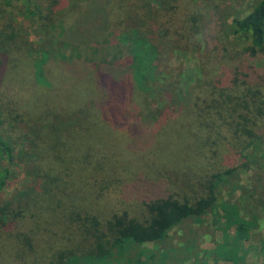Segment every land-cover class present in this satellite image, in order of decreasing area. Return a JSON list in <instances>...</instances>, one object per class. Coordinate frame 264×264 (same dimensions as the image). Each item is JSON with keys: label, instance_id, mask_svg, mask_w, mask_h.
Segmentation results:
<instances>
[{"label": "trees", "instance_id": "16d2710c", "mask_svg": "<svg viewBox=\"0 0 264 264\" xmlns=\"http://www.w3.org/2000/svg\"><path fill=\"white\" fill-rule=\"evenodd\" d=\"M190 1L47 0L42 13L23 5L59 43L127 45L125 57L111 63L64 58L16 29L0 31L14 40L11 55L0 49V126L9 130L15 121L16 129L30 114L53 118L28 139L40 148L36 160L47 166L20 197L0 206V264H185L161 243L185 218L208 215L234 227V235H224L216 248L237 258L236 242L248 236V223L256 219L248 221L242 207L232 204L229 213H220V189L228 182L224 176L241 167L232 163L233 154L255 148L264 161V80L223 55L219 62L228 63L226 71L196 79L186 103H163L179 83L176 67L165 60L163 39L183 40L201 24ZM227 32L248 42L242 56L264 54V0L235 17ZM62 112L70 119L66 123L58 117ZM170 135L178 152L163 155L173 149L164 140ZM6 143L0 139V162L11 156ZM165 162L170 167H160ZM168 168L172 174L164 177ZM8 174L0 165V188ZM181 180L186 187L193 180L198 192L172 191ZM133 182L150 190L136 192ZM117 192L121 199L112 197ZM247 195L261 214L264 190Z\"/></svg>", "mask_w": 264, "mask_h": 264}, {"label": "rangeland", "instance_id": "374dc122", "mask_svg": "<svg viewBox=\"0 0 264 264\" xmlns=\"http://www.w3.org/2000/svg\"><path fill=\"white\" fill-rule=\"evenodd\" d=\"M157 2V0H153ZM257 0H191V11L197 12L201 17V24L195 25L194 29L189 30L187 38L183 40H167L163 39L167 55L165 60L174 64L176 76L179 78V83L175 85L176 92L171 98H164L163 103L170 102L172 104L186 103V98L190 93V85L196 80L198 82L204 79L207 72L226 71V65L221 64L219 60L224 56L233 61L243 63L244 67L251 74L257 75L258 81L264 80V54L256 53L251 56L247 51L245 55H241V50L248 46L246 39L235 38L231 36L228 30V25L232 20L248 10L251 4ZM32 5L30 10L44 12L47 0H0V31L6 34L17 30L24 38L33 45L44 44V47L56 49L64 58L78 59L88 63L99 62H114L125 57L128 46L121 43H104L98 46L77 45L73 43H59L53 38L48 37L46 31L43 30L41 22L38 21L39 16H32L26 12L23 5ZM185 9H179L182 14ZM189 26V25H188ZM176 37V36H174ZM14 41V40H11ZM6 37H0V49H4L10 55L11 42ZM164 46V45H163ZM161 64V63H160ZM10 65L9 62L6 63ZM260 67H259V66ZM258 68V69H257ZM259 71H261L259 73ZM155 73H158V63L155 65ZM15 84V81H13ZM92 94H86L84 97H89ZM181 101V102H180ZM86 99L80 103L83 105ZM63 113V112H62ZM60 113L61 123H66L70 119L66 118L65 113ZM51 116H36L28 115L22 121H19L15 129V121L11 124L9 130L0 126V139L7 141L6 145L11 150V156L1 159V166L9 169L8 178L5 184L0 188V206L6 201H12L20 194L28 189L34 182L37 173H42L43 168L47 166L45 161L40 163L37 157L40 153V148H34L29 142L31 131L41 125L51 123ZM150 120L144 122L145 129L151 126ZM175 136L166 137L165 143L167 146L172 145L171 151H163V155L173 152H178L177 140ZM129 140V139H128ZM242 163L240 168H237L235 174L230 177L224 176L228 182L221 187V199L219 202V212L229 213V205H237L241 209V213L247 214V220L256 219V223H248V236L244 239H239L236 242L235 250L237 258H227L223 252L216 248L217 243L223 241V236L227 235L230 239L235 232L233 226L226 228L227 222L221 220L220 224L213 222L217 219L214 216L208 215L207 219L202 220L200 217L185 218L179 224L171 228L164 242L161 243V249L164 251L172 249L170 255L176 262L188 264L194 261L197 264H263L264 263V210L261 214H256L254 207L249 205L250 198L247 195L248 191L256 189L257 192L264 190V161L260 157L257 150L249 149L243 156H234L232 163ZM167 161V160H161ZM170 165L172 163L169 161ZM168 163H162L160 167H170ZM246 168V169H243ZM43 169V170H39ZM173 168L163 169L164 177L172 174ZM260 176L261 181L257 179ZM182 178V176H181ZM180 178V179H181ZM223 178V179H224ZM65 180H67L64 177ZM256 179V180H255ZM256 182V183H255ZM193 186L186 187L182 182L172 184L170 189L175 192H186L190 196H194L198 191L194 188V181L190 180ZM131 185L137 187L138 191H149V184L141 182H133ZM242 186L240 190L239 187ZM123 193H113L112 197L121 199ZM129 195L125 196L128 199ZM249 202V203H248ZM138 212L141 215V210L137 206ZM248 209V211H247ZM260 216V218H259ZM226 231V232H224ZM229 246L232 242L227 243ZM148 247H152L149 243ZM175 253H174V251Z\"/></svg>", "mask_w": 264, "mask_h": 264}]
</instances>
